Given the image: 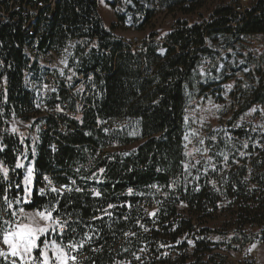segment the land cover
<instances>
[{
  "label": "trees",
  "instance_id": "16d2710c",
  "mask_svg": "<svg viewBox=\"0 0 264 264\" xmlns=\"http://www.w3.org/2000/svg\"><path fill=\"white\" fill-rule=\"evenodd\" d=\"M50 1L0 0L9 16L8 21H0V162L10 169L13 184L22 181L24 169H12L28 140L22 143L20 136L9 130V121L13 117L29 120L39 112L34 93L25 85V73L30 68L26 49L36 42L39 52L59 54L70 40L94 41L78 71L86 78L91 74L93 82L81 99V109L76 111L75 99L67 89H57L56 95L57 90L52 92V104H59L63 111L42 117L38 148L35 156H29L34 159L36 187L44 186L42 174H46L57 187L74 179L84 189L66 194L72 201L67 211L73 212V219L78 215L87 221L93 214L100 215L93 212L94 208L117 205L109 210L111 218L92 221L98 238L78 253L79 264H201L198 253L209 252L213 244L209 238L212 229L205 220L219 211L223 197L236 198L234 213L239 225L257 226V237L264 242V152L252 161L248 181H244L247 172H232L222 185V194L209 184L199 190L187 185L181 164L186 89L206 52V37L217 32L236 37L264 34V0H257L243 12L220 4L203 22L177 20L164 39L163 55L153 37L143 40L137 49L114 39L103 26L98 0H55L53 5ZM40 3H44L41 8ZM33 7L39 12L25 28L31 17L26 8ZM256 75L235 95L238 113L264 102V68ZM125 118L140 121L141 141L127 155L110 152L116 143L134 142L104 131L108 121ZM100 168L105 169L103 175L98 173ZM92 173L102 182L81 179ZM6 186L0 176V188ZM93 188L102 196L93 197ZM17 191L13 189L9 196ZM46 199L34 195V205ZM25 208L33 210V205ZM153 211L156 215L150 216ZM92 248L101 250L93 252Z\"/></svg>",
  "mask_w": 264,
  "mask_h": 264
},
{
  "label": "rangeland",
  "instance_id": "374dc122",
  "mask_svg": "<svg viewBox=\"0 0 264 264\" xmlns=\"http://www.w3.org/2000/svg\"><path fill=\"white\" fill-rule=\"evenodd\" d=\"M54 1L51 0L49 3L53 5ZM256 1L98 0V13L103 26L111 31L114 39H120L132 49H137L143 40L153 37L159 45L158 52L163 55L165 53L164 39L177 20L203 22L210 18L213 9L220 4H230L235 6L237 11L243 12L246 7L253 5ZM38 12L35 11L33 16H36ZM94 46V41L87 39L70 40L66 48L59 52L60 65L51 70L47 69L46 53L37 50L36 42L26 49L30 68L25 73V85L34 93L39 112L29 120L13 117L9 121V130L13 132L12 128L15 127L17 131L13 133L19 135L23 142L28 140L25 145L28 159L24 160L23 156L21 157L25 166L29 162L34 163V159L30 160L29 156L33 155L31 151L33 147L35 152L38 148L42 117L61 112L57 110L59 104H52V97L43 95L44 85L47 84L50 90L53 87L56 90L61 87L67 89L68 95L75 99L76 111L80 110L81 99H84V94L93 82L91 74L86 78L78 74V71L85 61V56L91 53ZM205 48L206 52L201 56L200 63L193 71L186 89L184 136L190 135L193 131L205 138L215 136L216 141L212 144L213 151L224 153L229 159L225 165L222 156H215L213 162L219 170L214 172L209 169L207 175L204 174L203 167L200 165L197 166L200 168L199 172L196 169L191 170V175L184 172L186 184L194 190L209 184L222 194V185L227 182L229 174L232 172L242 174L245 171L247 176L244 181H248L250 173L248 169L252 161L264 152V115H261L259 111L250 112L253 107L264 108V102L254 104L248 110L238 113L240 106L235 100V95H239L240 89L247 88L257 78L258 69L264 68V34L236 37L219 32L212 33L206 37ZM61 61H66L67 67ZM201 69L206 73L210 71L211 75L202 77ZM47 75L51 77L47 78ZM68 76H72V79L68 80ZM229 85L231 88L228 87ZM81 87L83 90L78 91ZM59 90L53 95H56ZM213 105H220L221 108L217 110ZM68 114L74 115L69 111ZM185 117H188L187 122ZM36 118L41 119L40 123L35 122ZM234 125H240V127H234ZM254 127L256 131L252 130ZM106 129H108L107 133L114 135L117 139H134V142L129 145L116 143L108 149L110 152L127 155L141 141V127L138 119H113L106 123ZM244 131L246 134L243 136ZM190 138L193 143L188 145V149L184 148L186 141L183 139V153L193 147H201L196 143L195 137ZM245 142L248 144L247 148L243 147ZM208 145L209 141L205 139V146ZM200 158L198 154L195 156V159ZM189 159L192 158L184 156V160ZM197 176L200 178L196 179ZM237 206L238 201L235 197H223L219 211L212 218L205 220L206 225L212 229L209 238L213 244L210 245L209 252L198 253L199 263L264 264V242L257 237L258 228L253 225L241 228L234 213ZM26 211L32 210L26 209Z\"/></svg>",
  "mask_w": 264,
  "mask_h": 264
},
{
  "label": "snow or ice",
  "instance_id": "6c2138e0",
  "mask_svg": "<svg viewBox=\"0 0 264 264\" xmlns=\"http://www.w3.org/2000/svg\"><path fill=\"white\" fill-rule=\"evenodd\" d=\"M130 2V0H129ZM67 67L66 61H61ZM63 75V71H61ZM75 75V73H73ZM202 77H208L211 75L210 71L205 72L200 70ZM68 80L72 79V76L67 77ZM6 82V77L4 78ZM206 82V81H205ZM49 86L44 85L47 89ZM187 87V85L185 86ZM231 88V86H228ZM83 88L78 89L82 91ZM51 91L55 92L56 88H52ZM214 108L219 110L220 105H213ZM58 111L63 109L57 105ZM259 111L261 115H264V108L253 107L250 109L251 113ZM76 119H80L76 117ZM188 121V117H185V122ZM234 127H240V125H234ZM256 131L254 127L252 129ZM13 132H16L15 127L12 128ZM105 132L108 129H104ZM190 137L196 138V143L201 147H193L191 150L185 151V157H191L189 160H182L181 164L186 173L191 175V170L196 169L197 172L200 165L203 167L204 174L207 175L209 169L211 171H218L216 163H214L215 156H222L225 165L229 157L224 153L214 152L212 144L216 141L215 136L201 137L198 132H191L190 135L183 137L186 143L184 148L188 149V145L193 141ZM205 139L209 141V145L205 146ZM231 140V137H229ZM23 143V141H21ZM244 148L248 147L247 142L243 144ZM0 151H3V146H0ZM33 156H35V148L31 149ZM211 153V154H209ZM199 155L200 159H195L196 155ZM244 155V153H241ZM23 156L24 160H27V149L23 153L17 156L16 163L12 171L15 169H24V175L22 181L13 184L9 179L10 169L0 162V176L7 182V186L0 188V264H79L78 253L85 247V245H91L94 238H98V231L93 227L92 221H102L105 216L111 218L113 213L109 211L117 207L112 203H109L107 207L99 206L93 209L94 213H100V215L93 214L89 220L85 221L82 217L76 216L73 219V212L67 211V205L71 204V198L67 197V193L83 192L84 189L77 186L76 180L69 179V183L56 186L52 178L46 174H42V180L44 182L43 187H36V169L33 162H29L27 166L21 160ZM79 171V169H77ZM104 168L98 169V173L103 175ZM200 177L197 176L196 179ZM81 179L95 180L97 183L102 181L99 179L97 173H92L89 177H81ZM215 184V181H213ZM173 185H169L172 187ZM153 188H157V185H151ZM18 190L17 193L10 197L9 193L13 190ZM22 193V194H21ZM54 194V195H53ZM128 194H133V189H128ZM47 198L46 202L34 205L33 196ZM91 195L93 197H101L102 192L95 188L91 189ZM65 198V206L61 207V198ZM25 205H33L32 211H26ZM131 207L130 204L126 205ZM150 216H155L156 212L149 213ZM123 219L127 220L125 216ZM140 227H144L143 224ZM80 228L81 231H77ZM67 230V231H65ZM148 231L147 228H144ZM129 235V233H125ZM130 235H135L131 233ZM81 237L77 239V237ZM93 252L100 251V248H92ZM127 251V249H124ZM143 251V249H141ZM135 259L139 260L140 257L133 253ZM93 264L95 262L93 261ZM119 264H125L121 261ZM127 264H131L130 261Z\"/></svg>",
  "mask_w": 264,
  "mask_h": 264
},
{
  "label": "built area",
  "instance_id": "2783aa9c",
  "mask_svg": "<svg viewBox=\"0 0 264 264\" xmlns=\"http://www.w3.org/2000/svg\"><path fill=\"white\" fill-rule=\"evenodd\" d=\"M10 4H12V1H10ZM42 4L43 3H40L39 5L40 8L42 7ZM26 9L29 11L31 17L29 18V22H27V25L25 26V28H27V26L30 25V19L32 18L33 13H35V11H39V9L36 7H33L32 9L30 8H26ZM8 18H9L8 12L5 11L4 5L0 3V21H4V22L8 21ZM46 60H47V65H48L49 70L55 69L60 65L59 54L54 51L49 50L46 52ZM49 77L51 76L47 75V78ZM2 88H3V82L0 81V91L2 90ZM52 92L53 91L47 88L44 90L43 95L49 97L52 94Z\"/></svg>",
  "mask_w": 264,
  "mask_h": 264
},
{
  "label": "bare ground",
  "instance_id": "6f19581e",
  "mask_svg": "<svg viewBox=\"0 0 264 264\" xmlns=\"http://www.w3.org/2000/svg\"><path fill=\"white\" fill-rule=\"evenodd\" d=\"M37 12V11H36ZM47 69H48V67H47Z\"/></svg>",
  "mask_w": 264,
  "mask_h": 264
}]
</instances>
